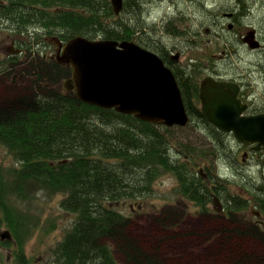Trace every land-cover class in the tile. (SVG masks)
I'll return each instance as SVG.
<instances>
[{
	"label": "trees",
	"instance_id": "1",
	"mask_svg": "<svg viewBox=\"0 0 264 264\" xmlns=\"http://www.w3.org/2000/svg\"><path fill=\"white\" fill-rule=\"evenodd\" d=\"M122 5L116 16L109 0H0V27L12 32L16 48L26 54L16 67H8V60L0 62V73L6 77L12 73H23L25 77L17 83L25 91L11 99H0V146L13 161L8 178L0 177V223H4L12 240L0 239V246L15 248L11 264L31 262L24 244L39 228L38 221L23 212L17 202L27 203L39 193L61 195L60 208L75 216L70 230L56 244L54 264H117L110 244L122 253L121 231L126 232L129 222L115 205L143 197L161 175L171 173L177 178V193L199 208L197 213L207 214L206 206L214 196L226 206L229 218L235 210L248 206L225 195L226 188L219 186L218 178L208 180L204 167L201 174V168L194 171L195 160L211 156L220 160L226 154L224 138L202 145L179 143L177 147L182 150L171 153L160 130L168 133L174 128L155 127L114 110L83 104L74 92L61 90L71 70L42 58L43 50L50 47L48 41L65 43L82 36L88 40L132 42L144 24L121 18L135 5L133 0H122ZM166 32L182 35L174 28ZM141 40L137 44L163 62L162 49L145 45L144 36ZM174 77L181 92L189 95L193 87L188 78ZM192 128L179 129L189 132V142L203 141L189 139ZM207 181L212 187L205 184ZM256 201L264 213V194ZM238 224L242 229L237 226L236 231L226 230L230 237L251 234L264 246V235L258 228L242 223V217ZM176 226L174 221L164 225L170 231ZM248 243L246 239L242 245ZM123 255L133 264L128 255ZM225 264H264V249L229 256Z\"/></svg>",
	"mask_w": 264,
	"mask_h": 264
},
{
	"label": "rangeland",
	"instance_id": "2",
	"mask_svg": "<svg viewBox=\"0 0 264 264\" xmlns=\"http://www.w3.org/2000/svg\"><path fill=\"white\" fill-rule=\"evenodd\" d=\"M133 2L135 4L131 5L133 10L127 9L121 14L122 19L130 21L137 19L144 24L142 32L139 35L135 34L132 41L137 44V41L142 42V36H146L144 44L150 47L158 44L156 47L172 52L180 48L184 53L183 63L195 64L194 61L200 50L196 45H189L181 40L188 38V32L196 25L214 27L215 18L209 17L210 12L198 11L197 5L191 4L188 0L161 2L133 0ZM173 20L175 21L173 24H177L175 29L182 34L178 38L175 34L172 35L164 30L165 27L171 26L167 22ZM15 40L17 39L13 37L10 30L0 27L1 59L7 58V50ZM156 42L159 43L156 44ZM48 43L50 47L43 51L48 54L54 53V46L50 40ZM229 60L234 65L240 63L238 56L231 57ZM202 62H199L200 67L205 65V61ZM13 74H10L7 79L8 86L0 85V99L1 97L11 99L24 90V86L19 89L17 87L19 84L10 83ZM62 85L63 82L61 87ZM173 128L168 133L163 129L160 130L167 140L171 153L182 150L177 147L179 143L183 145L207 143L206 141L189 142L186 139L188 131L179 129V126ZM223 144L226 146V154L220 160L216 156H211L206 160L201 157V161L195 160L197 166L194 171L197 173L201 167H204L208 180L218 178L219 186L226 188L225 195L247 202V208L242 211L235 210L238 215L232 214L233 217L228 218L229 220L215 215L197 213L199 208L177 193L179 191L177 178L171 173L161 175L151 183L149 193H145L143 197L122 200L120 204L115 205V210L128 218L129 222L126 228L127 233L124 229L121 231V236L124 235L121 242L122 253L110 244L117 264H130L123 253L129 256L133 264H225L229 256L234 257V255L247 251L257 252L264 249L262 243L251 234L244 235L245 237L238 235L230 237L226 233L227 229L236 231V227L241 226L238 224L241 223V217L244 223L243 219L249 217L251 206L256 202L257 195L264 194V163L258 161L260 158L255 156L251 162L241 164L239 163L240 154L236 153L233 138L224 139ZM223 159L229 160L232 166L225 165ZM180 161L182 162V159ZM11 165H13L12 158L0 146V177L3 180L8 178L7 174ZM61 197V195L39 193L36 198L27 203L17 202V206L23 212L27 214L29 212L38 221L39 228L24 244L25 254L31 261L30 264H54L53 251L56 244L72 227L75 216L65 213L60 208ZM206 207L209 212H217L211 203ZM167 218L173 220H167ZM170 221L178 224L173 231L164 227ZM239 228L242 229V226ZM7 230L4 223H0V233ZM246 239L249 243L244 246L241 241L244 243ZM14 249L12 246L8 249L0 246V264L12 263L11 255Z\"/></svg>",
	"mask_w": 264,
	"mask_h": 264
},
{
	"label": "flooded vegetation",
	"instance_id": "3",
	"mask_svg": "<svg viewBox=\"0 0 264 264\" xmlns=\"http://www.w3.org/2000/svg\"><path fill=\"white\" fill-rule=\"evenodd\" d=\"M154 1L161 2L164 0ZM188 1L191 4L195 3L198 11L210 12L209 17L215 18L213 21L214 27L196 25L188 32L189 37L181 40L183 43L196 45L200 50V52L197 51L195 64L183 63L184 53L180 48L174 49V52L164 48L162 58L163 65L173 75L176 74L179 80H181V76L187 77L188 84L193 87L189 95H185V92L182 93L178 85L185 113L189 119L187 125L193 126L190 139L210 142L220 138L228 139L232 137L236 153L240 154L239 163H249L255 156L260 158L258 161L264 163L263 145L253 143L250 146H245L236 140L235 133L219 131L213 124L208 122L202 112L199 94L203 80L210 78L216 84L224 83L227 86L226 96L230 102L227 113L231 114V119L247 120L264 117V0ZM173 22L175 21H168L167 23L171 26L169 28L165 27L164 30L175 29L177 24L174 25ZM178 36L176 35V38ZM144 37L146 38V36ZM7 52V58H0V62L3 63L4 60H8V67H16L20 57L26 58V54L17 49L14 42ZM55 55L56 50L54 53H44L42 58L56 61L54 59ZM237 56L240 63L238 62L237 65L231 64L229 59ZM202 61H205V65L203 64L200 67ZM23 78H25L23 73H14L10 83H20ZM7 79L9 78L5 76V73L1 72L0 85L8 86ZM175 80L177 83L176 78ZM61 90H63L62 87ZM184 99L186 103H184ZM155 127L166 128L160 125ZM223 162L227 166L232 165L229 160L223 159ZM203 169L201 168L200 174ZM202 176L207 179L206 175L202 174ZM207 183L212 187L211 182L207 181ZM210 203L217 212L207 211V215H215L228 220L230 212L226 210V206H223L216 196ZM259 205V201H256L251 206L249 217H245L243 222H248L250 226L258 228L264 235V213ZM241 243L243 244V241Z\"/></svg>",
	"mask_w": 264,
	"mask_h": 264
},
{
	"label": "water",
	"instance_id": "4",
	"mask_svg": "<svg viewBox=\"0 0 264 264\" xmlns=\"http://www.w3.org/2000/svg\"><path fill=\"white\" fill-rule=\"evenodd\" d=\"M114 15L123 8L122 0H109ZM54 59L71 73L62 88L92 107L114 110L123 116L166 128L188 126V116L174 75L161 59L133 41L88 40L74 37L63 43L50 40ZM227 86L210 78L200 86L202 112L219 131L235 133L245 146H264V117L231 119ZM264 150V149H263ZM2 241L12 240L9 231L0 233Z\"/></svg>",
	"mask_w": 264,
	"mask_h": 264
}]
</instances>
